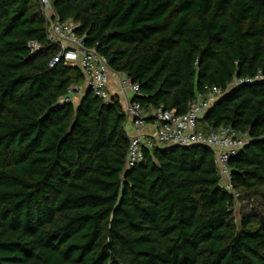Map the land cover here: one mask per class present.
Returning a JSON list of instances; mask_svg holds the SVG:
<instances>
[{
	"label": "trees",
	"instance_id": "obj_1",
	"mask_svg": "<svg viewBox=\"0 0 264 264\" xmlns=\"http://www.w3.org/2000/svg\"><path fill=\"white\" fill-rule=\"evenodd\" d=\"M51 2L147 113L223 92L199 128L248 138L228 163L240 198L207 147L145 149L128 170L120 98L51 67L39 0H0V264H264V0Z\"/></svg>",
	"mask_w": 264,
	"mask_h": 264
},
{
	"label": "built area",
	"instance_id": "obj_2",
	"mask_svg": "<svg viewBox=\"0 0 264 264\" xmlns=\"http://www.w3.org/2000/svg\"><path fill=\"white\" fill-rule=\"evenodd\" d=\"M39 2L47 22V39L58 48V54L53 59L51 67L61 62L76 67L84 76L85 90H90L95 97L105 102H110L115 96L120 98L127 119L126 131L130 137L126 165L128 170L144 162L145 149L171 146L207 147L215 153L223 187L230 191L235 199L240 198V195L232 189L228 163L231 157L244 148L248 138L240 137L231 128L221 127L208 132L199 128V121L223 96L220 89L212 88L205 94H200L187 114L177 115L175 111L169 112L163 109L149 114L139 103L133 102L134 97L141 96L140 87L133 84L125 73L113 72L107 59L95 48L90 49L85 46L84 39L77 34L80 25L72 20L61 22L51 0H39ZM29 46L33 53L41 49L36 43H31ZM112 75L117 77L115 92L110 89ZM262 79V75L259 74L255 79L235 80L231 88L241 84H253ZM127 93L131 97L126 96ZM82 94L83 92L80 95ZM149 118H152L153 122L148 123ZM148 124L156 127V134L151 135L144 130Z\"/></svg>",
	"mask_w": 264,
	"mask_h": 264
},
{
	"label": "crops",
	"instance_id": "obj_3",
	"mask_svg": "<svg viewBox=\"0 0 264 264\" xmlns=\"http://www.w3.org/2000/svg\"><path fill=\"white\" fill-rule=\"evenodd\" d=\"M110 89L112 90V92L116 91V87H117V77L116 75H112L111 77V82H110ZM126 96L131 97V95L129 93L126 94ZM147 133L154 135L156 134V127H154L152 124H148L145 129H144Z\"/></svg>",
	"mask_w": 264,
	"mask_h": 264
},
{
	"label": "rangeland",
	"instance_id": "obj_4",
	"mask_svg": "<svg viewBox=\"0 0 264 264\" xmlns=\"http://www.w3.org/2000/svg\"><path fill=\"white\" fill-rule=\"evenodd\" d=\"M81 98H82V95H76V96L73 97V102L76 105H78L79 102H80V100H81ZM242 207L243 206H241V204H238V203L236 204L235 215H236L237 220H239V215L243 211V208Z\"/></svg>",
	"mask_w": 264,
	"mask_h": 264
},
{
	"label": "water",
	"instance_id": "obj_5",
	"mask_svg": "<svg viewBox=\"0 0 264 264\" xmlns=\"http://www.w3.org/2000/svg\"><path fill=\"white\" fill-rule=\"evenodd\" d=\"M89 91H90V90L87 89L85 93H88ZM194 147H200V146H194Z\"/></svg>",
	"mask_w": 264,
	"mask_h": 264
}]
</instances>
